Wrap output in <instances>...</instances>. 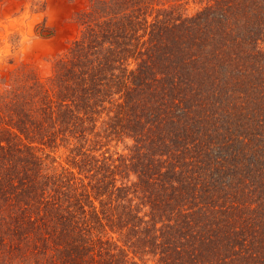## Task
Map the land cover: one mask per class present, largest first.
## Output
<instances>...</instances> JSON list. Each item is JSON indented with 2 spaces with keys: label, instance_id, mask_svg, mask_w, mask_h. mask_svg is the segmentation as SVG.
Masks as SVG:
<instances>
[{
  "label": "trees",
  "instance_id": "obj_1",
  "mask_svg": "<svg viewBox=\"0 0 264 264\" xmlns=\"http://www.w3.org/2000/svg\"><path fill=\"white\" fill-rule=\"evenodd\" d=\"M77 22L0 73V264H264V0Z\"/></svg>",
  "mask_w": 264,
  "mask_h": 264
},
{
  "label": "rangeland",
  "instance_id": "obj_2",
  "mask_svg": "<svg viewBox=\"0 0 264 264\" xmlns=\"http://www.w3.org/2000/svg\"><path fill=\"white\" fill-rule=\"evenodd\" d=\"M86 5L87 0H0V73L24 62L48 75L54 57L77 35V13Z\"/></svg>",
  "mask_w": 264,
  "mask_h": 264
}]
</instances>
